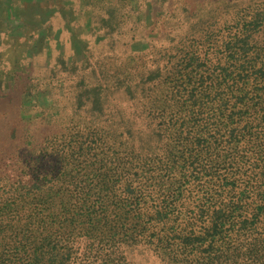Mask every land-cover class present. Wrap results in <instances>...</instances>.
<instances>
[{
    "label": "trees",
    "instance_id": "trees-1",
    "mask_svg": "<svg viewBox=\"0 0 264 264\" xmlns=\"http://www.w3.org/2000/svg\"><path fill=\"white\" fill-rule=\"evenodd\" d=\"M198 1L236 18L223 57L174 84L173 111L158 104L175 62L148 73L137 115L74 120L82 134L60 115L59 130L0 141V264H133L122 247L138 245L161 264H264V0Z\"/></svg>",
    "mask_w": 264,
    "mask_h": 264
},
{
    "label": "rangeland",
    "instance_id": "rangeland-1",
    "mask_svg": "<svg viewBox=\"0 0 264 264\" xmlns=\"http://www.w3.org/2000/svg\"><path fill=\"white\" fill-rule=\"evenodd\" d=\"M198 2L0 0V141L14 129L25 139L59 130L61 124L55 119L60 115L72 116L63 125H76L74 131L80 134L79 120L92 128H106L119 111L127 118L137 115L143 109L139 101L150 87L148 73L154 76L175 62L172 71H164L173 86H160L166 106L164 101L158 104L173 111L174 84L194 81L195 69L208 70L223 57L229 33L226 20L236 18L231 3ZM180 54L186 55L184 63H178ZM237 85L243 90L250 87L245 80ZM239 94L230 90L222 107L231 117L239 108ZM250 102L255 111L260 110L259 104ZM245 106L240 103L241 109ZM151 114L143 116L149 115L148 121L164 119ZM170 141L171 136L165 139ZM122 249L127 262L161 264L143 245Z\"/></svg>",
    "mask_w": 264,
    "mask_h": 264
}]
</instances>
